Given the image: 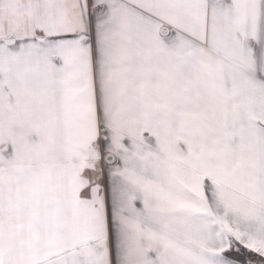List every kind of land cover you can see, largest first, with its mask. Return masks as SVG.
I'll return each instance as SVG.
<instances>
[{
    "label": "snow or ice",
    "instance_id": "obj_1",
    "mask_svg": "<svg viewBox=\"0 0 264 264\" xmlns=\"http://www.w3.org/2000/svg\"><path fill=\"white\" fill-rule=\"evenodd\" d=\"M0 264H264V0H0Z\"/></svg>",
    "mask_w": 264,
    "mask_h": 264
}]
</instances>
